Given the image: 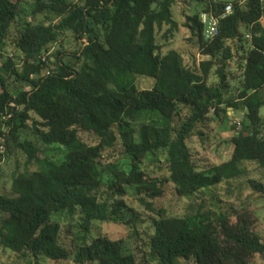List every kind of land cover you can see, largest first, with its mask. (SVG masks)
<instances>
[{
  "label": "trees",
  "instance_id": "16d2710c",
  "mask_svg": "<svg viewBox=\"0 0 264 264\" xmlns=\"http://www.w3.org/2000/svg\"><path fill=\"white\" fill-rule=\"evenodd\" d=\"M23 2L0 0V51L19 24L16 52L0 67V164L25 158L15 161L11 193L0 194L4 248L36 260L139 264L123 240L91 236L95 222L135 226L129 189L153 212L150 200L164 196L166 183L191 198L246 176L249 163L264 168V0H36L31 21L21 22ZM228 5L233 13L223 18ZM175 7L199 64L195 53L167 50L181 29ZM203 13L219 19L210 40ZM68 34L74 50L64 47ZM140 78L154 86L141 89ZM229 109L246 111L244 120H231ZM225 120L231 157L200 170L189 141ZM53 145L66 150L64 162L46 157L41 146ZM162 154L169 176L154 180L143 165L150 157L162 163ZM249 185L264 197V183ZM63 215L80 218L72 247L62 243ZM150 220L155 264H252L264 254L257 217L245 207L193 217L161 210Z\"/></svg>",
  "mask_w": 264,
  "mask_h": 264
},
{
  "label": "rangeland",
  "instance_id": "374dc122",
  "mask_svg": "<svg viewBox=\"0 0 264 264\" xmlns=\"http://www.w3.org/2000/svg\"><path fill=\"white\" fill-rule=\"evenodd\" d=\"M36 0H24L22 3V19L31 21V11ZM176 8V7H175ZM195 7L189 10L188 14L192 15L195 11ZM180 11V10H179ZM178 9L175 10V16L181 24L180 32H178L175 38L170 41V48H178L184 53H195L197 56L196 63L199 64L203 57L198 54V50L189 42L188 37L190 33L183 26L182 13ZM43 20V17H38V21ZM20 23V22H19ZM19 25V24H18ZM18 25H14L7 48L0 51V67L3 62L7 61L8 57H13L15 54L14 42L18 38ZM64 47L68 50H74L76 44L73 36L68 34L63 38ZM54 49H59V45ZM166 50V51H167ZM187 63L188 58H187ZM238 65L233 61L231 71L236 72ZM240 72H238V75ZM212 83H216L217 79L213 75L211 79ZM138 85L141 89H151L154 86L153 80L140 78ZM235 94L236 90L240 88V79H236L232 82ZM239 92V91H238ZM230 118L234 122H241L245 118L246 111L242 110L233 113L232 109H229ZM261 116L264 119V107L261 110ZM232 122L225 120V123L218 126L212 124L211 127L203 129L206 131V137L202 140L200 137H194L189 141V145L192 149L193 157L200 170L208 169L214 165H218L227 161L232 154V144L230 142L233 136L231 130ZM27 135V133L25 134ZM85 140L92 141L88 136L84 137ZM1 142V141H0ZM42 149H46V157L57 162L62 163L66 160V150L60 146H50L48 148L41 146ZM162 163L157 159L150 157L145 160L143 165L146 173L154 180H163L169 176L167 164H165L164 155H161ZM16 159L25 160L24 157L18 155L14 158H6V160L0 164V194H10L12 190V177L10 176L15 168ZM249 170L248 174L242 178L226 181L217 187L210 190H204L191 198L179 197L174 189L173 184L166 183L162 187L165 192L164 196L156 200H150L153 203V212L149 211L140 199L142 196L137 194L135 189H129L128 195L125 197L129 207L137 212V219L135 226L126 225L123 221L120 222H95L91 236H106L113 240H123L125 242L126 250L129 253H133L139 264H155L152 260L151 251L149 247L150 237L154 234L155 230L151 223V217H157L161 210L166 211L168 216L171 217H193L201 212H207L211 210H221L225 213H230L232 209L247 208L251 209L257 217V232L264 241V197L261 194L255 192L249 185L250 180H256L264 183V168L257 164H247ZM132 213L125 215V220H130ZM4 215L0 212V218ZM79 216L63 215L58 218V221L62 227V243L66 247H72V237L75 228L72 225H76L79 222ZM0 262L3 264H77L74 257L67 261H52L46 258H40L38 260L23 256L15 253L11 250L4 248L0 244ZM180 264H196L193 260H179ZM252 264H264V254L255 255L252 260Z\"/></svg>",
  "mask_w": 264,
  "mask_h": 264
},
{
  "label": "built area",
  "instance_id": "2783aa9c",
  "mask_svg": "<svg viewBox=\"0 0 264 264\" xmlns=\"http://www.w3.org/2000/svg\"><path fill=\"white\" fill-rule=\"evenodd\" d=\"M233 13V7L232 5H228L226 7L225 13L223 15V18L231 15ZM201 21L202 23L205 25V38L210 40L213 39L215 36L218 35L219 33V19H217L216 17H214L211 14L208 13H203L201 15ZM1 151H4V148H1Z\"/></svg>",
  "mask_w": 264,
  "mask_h": 264
},
{
  "label": "crops",
  "instance_id": "0c3cea01",
  "mask_svg": "<svg viewBox=\"0 0 264 264\" xmlns=\"http://www.w3.org/2000/svg\"><path fill=\"white\" fill-rule=\"evenodd\" d=\"M220 1H229V2H231V1H235V0H220Z\"/></svg>",
  "mask_w": 264,
  "mask_h": 264
}]
</instances>
